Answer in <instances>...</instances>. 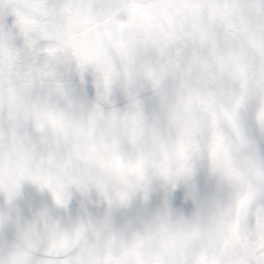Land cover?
I'll return each instance as SVG.
<instances>
[{
    "label": "clouds",
    "instance_id": "1",
    "mask_svg": "<svg viewBox=\"0 0 264 264\" xmlns=\"http://www.w3.org/2000/svg\"><path fill=\"white\" fill-rule=\"evenodd\" d=\"M0 264H264V0H0Z\"/></svg>",
    "mask_w": 264,
    "mask_h": 264
}]
</instances>
